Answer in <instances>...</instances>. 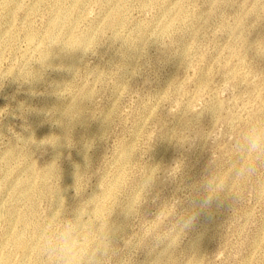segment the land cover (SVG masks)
Masks as SVG:
<instances>
[{
	"label": "rangeland",
	"instance_id": "obj_1",
	"mask_svg": "<svg viewBox=\"0 0 264 264\" xmlns=\"http://www.w3.org/2000/svg\"><path fill=\"white\" fill-rule=\"evenodd\" d=\"M252 127L264 0H0V208L37 242L26 259L2 245L12 264H52L41 230L69 222L111 237L103 264H264V157L241 150ZM250 160L255 175L237 176ZM205 181L218 198L202 209Z\"/></svg>",
	"mask_w": 264,
	"mask_h": 264
},
{
	"label": "clouds",
	"instance_id": "obj_2",
	"mask_svg": "<svg viewBox=\"0 0 264 264\" xmlns=\"http://www.w3.org/2000/svg\"><path fill=\"white\" fill-rule=\"evenodd\" d=\"M241 150L245 155L264 157V131L258 127L250 128L242 138ZM256 170L255 162L250 160L244 167L236 170V175L251 177L255 175ZM203 188L205 195L200 207L210 208L213 201L218 198V190L211 181H205ZM197 216L198 213L193 212L181 217L177 223L178 234L182 235L185 230L191 228ZM172 246L173 243L169 245ZM39 249L52 264H103L109 256L116 254L111 237H100L96 241H90L85 237L79 224L72 222L61 229L43 228L39 238Z\"/></svg>",
	"mask_w": 264,
	"mask_h": 264
},
{
	"label": "bare ground",
	"instance_id": "obj_3",
	"mask_svg": "<svg viewBox=\"0 0 264 264\" xmlns=\"http://www.w3.org/2000/svg\"><path fill=\"white\" fill-rule=\"evenodd\" d=\"M71 20L72 19H70V18H65V19H63V20H61V24H63V25H67L69 22H71ZM85 40H86V38L84 37V36H82ZM27 38H28V40H31V39H34V37L31 35V34H28L27 35ZM78 42H84L83 41V39H79L78 40ZM84 47H82V48H79L78 50H76L75 52H79V51H81L82 49H83ZM33 72V71H32ZM32 72L30 73L29 72V74L31 75L32 74ZM53 105V104H52ZM57 107V106H56ZM63 119H64V121H66V120H68V119H70V118H68L67 116L65 117V118H62V122H63ZM70 122V121H69ZM74 124H83V123H85V120H82V118L78 121V120H75V122H73ZM63 129H64V127H62ZM60 129V131L56 134V135H54L53 136V139H54V141H55V150H56V154H57V152L59 153L62 149H61V144H63V141H64V139H65V137H66V131L65 130H63V129ZM43 135V134H42ZM41 135V136H42ZM45 136V135H44ZM41 141V140H40ZM36 143H38V142H36ZM41 143V142H40ZM39 143V144H40ZM35 148H37V147H35ZM10 152V151H9ZM13 152V151H12ZM21 152V151H20ZM15 153V152H14ZM31 153H33V152H31ZM82 154H83V152H82ZM60 155V154H59ZM10 156V155H9ZM31 156V155H30ZM18 157V156H17ZM56 157H57V155H56ZM56 157H54V158H56ZM80 157V156H79ZM12 159H13V157H12ZM31 159H32V157H31ZM80 159V158H79ZM31 161V160H30ZM35 161V160H34ZM51 162V161H50ZM54 162V161H53ZM8 164V163H7ZM34 164V163H33ZM30 165V164H29ZM48 166V165H47ZM49 166H51V164L49 165ZM31 167V166H30ZM35 170V169H34ZM23 171V170H22ZM24 173H25V171H24ZM34 173V172H33ZM33 173H31L30 174V178L32 179H34V178H37V176L36 177H34V174ZM23 174V173H22ZM22 174H21V176H22ZM43 174H45V173H43ZM48 176H49V173H46L45 175H43L42 176V180H41V182H43L44 183V181H45V179L46 178H48ZM71 176V175H70ZM69 176V177H70ZM18 177H20V176H18ZM5 178V177H4ZM71 178V177H70ZM17 179V178H16ZM19 180V179H18ZM21 180V179H20ZM35 180V179H34ZM51 180V179H50ZM37 183V182H36ZM30 185H31V183H30ZM34 185H35V183H34ZM116 185H118V182L115 184V188H116ZM30 187V186H29ZM31 187H32V185H31ZM34 188V187H33ZM40 188V187H39ZM39 188H36L35 190H37V189H39ZM27 189V188H26ZM29 189V188H28ZM27 189V190H28ZM32 189V188H31ZM26 190V191H27ZM39 190H37V192H38ZM7 192V191H6ZM5 192V193H6ZM28 192V191H27ZM32 192V191H31ZM23 194V193H22ZM41 194V193H40ZM46 194V193H45ZM16 196V195H15ZM21 196H23V195H21ZM56 196V195H55ZM62 196V195H61ZM110 196H111V193H110ZM24 197V196H23ZM44 197H45V195H44ZM63 197V196H62ZM105 197V194H103V196H102V198H104ZM3 199V198H2ZM5 199H6V197H5ZM57 199V198H56ZM59 199V198H58ZM54 200V199H53ZM63 200V199H62ZM59 201H60V199H59ZM6 202V201H5ZM56 203H57V200H56ZM58 203H61V202H58ZM26 204V203H25ZM6 205V204H5ZM58 205V204H57ZM24 206V205H23ZM56 205H54V207H55ZM61 206V205H60ZM59 206V207H60ZM3 207H4V205H3ZM3 207L2 208H0V227H1V224L2 223H4L5 225H6V230L4 231V233H3V235H2V237L0 238V248H1V246L2 245H10V246H13V247H16L21 253H22V255H23V258H27L28 257V255H29V253H31V252H33V251H35L36 250V248L35 247H30V245H32V244H36V243H31L29 240H27L24 236H23V233H21L20 231H18L17 229H15L14 228V225H13V217L11 216L12 215V213H10V212H4L3 211ZM104 208H105V206H104ZM58 209V208H57ZM56 209V210H57ZM5 210V209H4ZM93 210V209H92ZM20 211V210H19ZM18 211V212H19ZM12 212H14V210L12 211ZM90 212H92V211H90ZM53 213V212H52ZM56 213V212H55ZM15 214H17V213H15ZM14 214V215H15ZM94 215L95 216H97L98 217V215H102V212H100L99 210H95L94 211ZM16 216V215H15ZM81 221V220H80ZM17 222L19 223V224H25L24 223V219L23 218H19L18 220H17ZM16 222V223H17ZM15 222H14V224H16ZM81 223V222H80ZM85 223V222H84ZM82 224V223H81ZM88 224V223H87ZM87 224H85V225H87ZM80 225V224H79ZM81 227V226H80ZM26 228V227H25ZM28 228V227H27ZM12 229V230H11ZM11 230V231H10ZM26 230V229H25ZM82 230V229H81ZM107 231V230H106ZM108 232V231H107ZM112 233L114 234V235H116V233H117V230L116 229H114V231H112ZM100 235H102L101 233L100 234H96V232H94L93 231V225H91V227H90V233L89 234H85V237L86 238H88L90 241H96V239L100 236ZM31 237V236H30ZM101 237V236H100ZM33 238V237H32ZM32 238H30V239H32ZM35 239V238H34ZM33 240V239H32ZM35 242V241H34ZM1 254V253H0ZM12 255H11V252H8V253H6V254H1L0 255V264H12V262H11V260H12ZM29 258V257H28ZM29 260V259H28ZM40 260H41V256H38V255H35V257H34V259L31 261V262H29V264H40Z\"/></svg>",
	"mask_w": 264,
	"mask_h": 264
}]
</instances>
